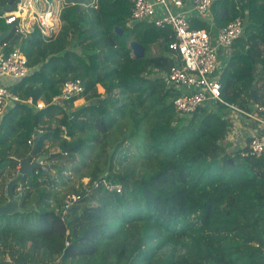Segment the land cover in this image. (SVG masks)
I'll list each match as a JSON object with an SVG mask.
<instances>
[{
	"label": "trees",
	"instance_id": "16d2710c",
	"mask_svg": "<svg viewBox=\"0 0 264 264\" xmlns=\"http://www.w3.org/2000/svg\"><path fill=\"white\" fill-rule=\"evenodd\" d=\"M9 1L0 0V9ZM132 5L69 0L52 37L23 38L0 19V33L10 31L2 53L18 45L33 69L9 84L13 94L48 103L79 79L86 101L68 104L67 115L22 102L0 122V184L17 176L36 130L34 159L46 156L50 167L25 175L14 190L23 193V208L38 202V210L0 217V264H264V155L229 150L233 126L221 103L177 116L179 91L167 80L175 33L130 25ZM210 16L192 27L212 32L236 19L244 27L220 74L223 101L247 111L264 106V0H215ZM133 41L144 58H133ZM103 181L122 192H108ZM71 194L80 199L65 210ZM7 202L1 194L0 204Z\"/></svg>",
	"mask_w": 264,
	"mask_h": 264
},
{
	"label": "built area",
	"instance_id": "2783aa9c",
	"mask_svg": "<svg viewBox=\"0 0 264 264\" xmlns=\"http://www.w3.org/2000/svg\"><path fill=\"white\" fill-rule=\"evenodd\" d=\"M214 1L132 0L130 25L147 22L158 28H170L174 31L175 38L168 44L173 65L169 69L167 80L172 88L179 91V95L174 99L177 116L190 118L201 107L221 103L229 109L227 119L232 123V130L239 127L241 131L236 134L235 129L227 136L226 142L231 145L230 151H240L241 156L245 158H261L264 155V107L256 106L247 111L222 99L220 53H231L233 43L244 34L242 21L236 19L217 33L192 27L191 14L201 21L207 20ZM68 2L69 0H15L13 10L1 14L0 19L23 38H28L34 32L44 37H52L60 28L59 15ZM72 5L76 3L72 2ZM7 46L5 42L0 46V81L9 79L12 85L28 77L33 69L29 67L28 59L19 46L14 47L9 55H4L2 51ZM9 87L0 86V122L6 113L23 102ZM84 92L85 88L79 79L68 80L61 87L60 94L50 102H35L31 98L23 103L38 112L49 107L60 108L67 115L72 109H78L86 103L84 99L79 98ZM68 104H73V108L69 109ZM60 117L63 118L64 115H58L57 119ZM241 121H244L246 126H243ZM249 125H255V128L252 129ZM243 131L248 138L245 143H242L240 137ZM35 139L34 133L29 141L31 146H34ZM102 184L108 192H122L119 184L111 181H103ZM98 185L99 183H96L97 187ZM79 199L76 194L68 195L64 201L65 210L71 208Z\"/></svg>",
	"mask_w": 264,
	"mask_h": 264
},
{
	"label": "water",
	"instance_id": "95a60500",
	"mask_svg": "<svg viewBox=\"0 0 264 264\" xmlns=\"http://www.w3.org/2000/svg\"><path fill=\"white\" fill-rule=\"evenodd\" d=\"M14 3H15V0H10L6 6L0 9V15L13 10ZM9 34H10V31L3 33V34L0 33V44L6 39L7 36H9ZM129 47L132 51L133 58L135 59L144 58L145 48L142 44L136 41H133L132 43H130ZM251 95L253 99L255 100L259 98L256 82L252 86ZM41 135H42V132H39V131L35 132V136H36L35 144L30 154L24 160L21 161L17 176L8 182L7 187H6V197L8 199V202L3 205L0 204V217L11 216L17 213L29 214V213H32L33 211L38 210V202H36L34 205H32L29 208H23L21 206L23 193L16 194L14 190L17 186L21 185V182L25 175H34L36 170H43L47 172L50 169V167L47 164H45V161L47 158L46 156H40L36 160L34 159L35 156L37 155L38 144H39ZM69 150L70 149L64 150L63 153L67 154Z\"/></svg>",
	"mask_w": 264,
	"mask_h": 264
},
{
	"label": "crops",
	"instance_id": "0c3cea01",
	"mask_svg": "<svg viewBox=\"0 0 264 264\" xmlns=\"http://www.w3.org/2000/svg\"><path fill=\"white\" fill-rule=\"evenodd\" d=\"M191 16L193 17V19L195 20V19H197V20H200L199 18H197L195 15H193V13L191 14ZM210 17L211 16H209L208 17V19L207 20H210ZM60 27H61V25H60ZM60 29V28H59ZM215 30V31H214ZM219 29H217L216 27H213V30H212V32L211 33H214V32H216L217 33V31H218ZM229 57H230V54H228V53H226V51H222L221 53H220V62H221V69H219V77H220V74H221V71L225 68V66L227 65V62H228V59H229ZM10 83H12V81L11 80H9V79H3V80H1L0 81V86H5V85H9ZM257 90H258V88H257ZM259 94V93H258ZM253 98V97H252ZM259 98H260V95H259ZM259 98L257 99V100H255V101H258V103H259ZM85 100V99H84ZM86 102V101H85ZM83 106V105H82ZM256 106H261L260 104H253V106H251V109H253L254 107H256ZM264 107V106H263ZM241 123L243 124V126L245 125L246 126V124L244 123V121H241ZM239 124V123H238ZM235 125H236V123H235ZM248 127V126H247ZM249 127L250 128H252V129H254L255 128V125H249ZM235 129H237L236 127H235ZM234 129V130H235ZM240 129V128H239ZM234 130H231L232 132H234ZM245 131V130H244ZM236 134H238V132H235ZM247 139L248 138H245V139H241V141H242V143H245V141H247ZM13 179V178H12ZM12 179H9L7 182H5V183H1L0 184V190L1 189H3L4 191H5V195H6V187H7V184H8V182L10 181V180H12ZM5 185V187L4 188H2V185Z\"/></svg>",
	"mask_w": 264,
	"mask_h": 264
},
{
	"label": "rangeland",
	"instance_id": "374dc122",
	"mask_svg": "<svg viewBox=\"0 0 264 264\" xmlns=\"http://www.w3.org/2000/svg\"><path fill=\"white\" fill-rule=\"evenodd\" d=\"M65 120H66V117H63V118L60 117V118H58L59 125H60V126L65 125V124H64V123H65ZM55 126H56V125H55V123H54V125H53L52 127H55ZM236 128H237V129H236L235 131L238 132V134H239L241 131H240L239 127H236ZM240 137H242V139L247 138V134H246V132L243 131V133L240 134ZM227 144H228V143H227ZM232 145H233V144H232ZM229 147L231 148V145H230V144H229ZM230 148H229V150H230ZM85 182H86V180H85ZM3 183H5V179H4V182H3ZM75 185L78 187V186H79V182L76 181V182H75ZM4 187H5V185L3 184V185H2V188H4ZM67 191H68L67 188L63 189V190H62V194L65 195ZM3 193H5V191H4L3 189H1V190H0V195L3 194Z\"/></svg>",
	"mask_w": 264,
	"mask_h": 264
}]
</instances>
